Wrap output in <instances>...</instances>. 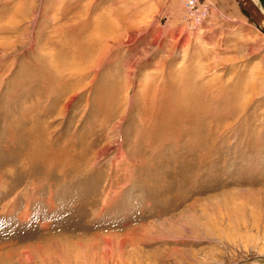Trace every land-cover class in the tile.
<instances>
[{
	"label": "rangeland",
	"instance_id": "obj_1",
	"mask_svg": "<svg viewBox=\"0 0 264 264\" xmlns=\"http://www.w3.org/2000/svg\"><path fill=\"white\" fill-rule=\"evenodd\" d=\"M0 264H264L257 0H0Z\"/></svg>",
	"mask_w": 264,
	"mask_h": 264
},
{
	"label": "water",
	"instance_id": "obj_2",
	"mask_svg": "<svg viewBox=\"0 0 264 264\" xmlns=\"http://www.w3.org/2000/svg\"><path fill=\"white\" fill-rule=\"evenodd\" d=\"M260 8L263 10V13H264V0H257Z\"/></svg>",
	"mask_w": 264,
	"mask_h": 264
},
{
	"label": "bare ground",
	"instance_id": "obj_3",
	"mask_svg": "<svg viewBox=\"0 0 264 264\" xmlns=\"http://www.w3.org/2000/svg\"><path fill=\"white\" fill-rule=\"evenodd\" d=\"M263 11V10H262Z\"/></svg>",
	"mask_w": 264,
	"mask_h": 264
}]
</instances>
